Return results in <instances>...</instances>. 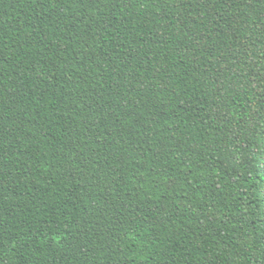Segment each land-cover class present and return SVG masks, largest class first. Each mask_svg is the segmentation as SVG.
Wrapping results in <instances>:
<instances>
[{"label": "trees", "instance_id": "trees-1", "mask_svg": "<svg viewBox=\"0 0 264 264\" xmlns=\"http://www.w3.org/2000/svg\"><path fill=\"white\" fill-rule=\"evenodd\" d=\"M0 264H264V0H0Z\"/></svg>", "mask_w": 264, "mask_h": 264}]
</instances>
